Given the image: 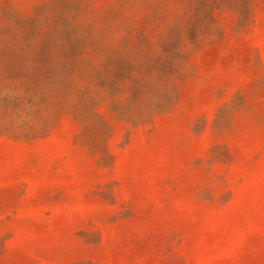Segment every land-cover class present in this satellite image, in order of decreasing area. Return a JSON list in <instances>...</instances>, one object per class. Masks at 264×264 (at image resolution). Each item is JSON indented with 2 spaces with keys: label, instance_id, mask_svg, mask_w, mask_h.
Segmentation results:
<instances>
[{
  "label": "rangeland",
  "instance_id": "1",
  "mask_svg": "<svg viewBox=\"0 0 264 264\" xmlns=\"http://www.w3.org/2000/svg\"><path fill=\"white\" fill-rule=\"evenodd\" d=\"M0 264H264V0H0Z\"/></svg>",
  "mask_w": 264,
  "mask_h": 264
}]
</instances>
